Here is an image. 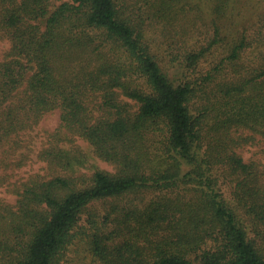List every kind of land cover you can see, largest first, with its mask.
Segmentation results:
<instances>
[{"label": "trees", "instance_id": "trees-1", "mask_svg": "<svg viewBox=\"0 0 264 264\" xmlns=\"http://www.w3.org/2000/svg\"><path fill=\"white\" fill-rule=\"evenodd\" d=\"M155 20L211 23L174 66L227 56L196 80L176 74L147 42ZM1 40L0 186L27 163L25 136L55 110L60 123L38 153L52 177L0 199V264H79L69 251L85 242L90 264H264V164L238 152L264 141V0H0ZM78 139L115 173L82 172ZM143 189L162 195L92 207Z\"/></svg>", "mask_w": 264, "mask_h": 264}, {"label": "rangeland", "instance_id": "rangeland-1", "mask_svg": "<svg viewBox=\"0 0 264 264\" xmlns=\"http://www.w3.org/2000/svg\"><path fill=\"white\" fill-rule=\"evenodd\" d=\"M144 3V2H143ZM250 20L249 17L245 19H234L233 30L238 32L244 30L245 25L248 24ZM198 28L192 32H186L180 21L175 23H167L164 20H155L147 21L145 25V34L147 42L150 45V48L159 53L162 58V63L165 64L168 69L173 71L178 70L180 73L183 72L188 78L192 80L198 79L203 74H206L210 65L215 66L220 62L221 58H224L227 55L217 54V58L200 59L196 64H193L192 59L184 62L183 55L185 57V52H193V54L198 53L201 48L206 47L208 43V37L212 36L213 29L211 28L210 22H199ZM250 32H253L251 29ZM10 48V42L7 40L0 41V61L4 59V55L8 52ZM218 53V52H216ZM248 53V52H247ZM250 54V55H249ZM249 58L252 56L251 52L248 53ZM179 57L181 64L177 63V66H174L170 60L172 57ZM252 57L251 59H253ZM227 70H230L229 63L225 65ZM181 68V69H180ZM176 72V71H175ZM177 74V72H176ZM185 77V78H186ZM60 123V110H55L54 112L48 113L39 123V125L31 132L25 136V144L23 150L26 151V154H29L27 163L19 168H13L7 171V183L0 186V199L8 203H16L18 195L16 194L20 189L23 183H25L31 177L40 175L46 179H50L52 172L50 171L47 162L40 160L38 158V153L40 150L47 144V131L55 130ZM75 143L76 146L81 148L89 157L90 161L86 167L81 168L82 172L87 174H92L97 169L107 171L109 173H115V166L98 158L91 148L90 144L85 141L78 139ZM70 148H74V145ZM238 152L241 154L243 159L246 162L256 161L264 164V141L260 136H257L256 141L252 144H247L238 149ZM3 168H0V175L4 176ZM234 184L231 180L223 179L221 183V188L227 196H229L232 187ZM174 195L176 193H170L169 195ZM183 194L188 199L193 197L192 192H185ZM159 195H162L161 192H155L151 190H139L131 192L123 197L116 198L110 201H99L93 204V209L99 214L105 215L106 212L114 208L115 206H129L136 205L139 207H144L149 203L151 199L157 198ZM85 217V216H84ZM86 218V217H85ZM211 245V243H209ZM87 244L85 242L84 247L80 245L78 247L74 246V250L69 251V256H84L85 259L79 261V264H90L91 255L85 251ZM89 256L86 258V256ZM67 264H75L73 261Z\"/></svg>", "mask_w": 264, "mask_h": 264}]
</instances>
